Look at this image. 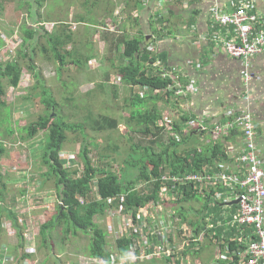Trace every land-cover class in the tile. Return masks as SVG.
Listing matches in <instances>:
<instances>
[{
  "label": "rangeland",
  "instance_id": "1",
  "mask_svg": "<svg viewBox=\"0 0 264 264\" xmlns=\"http://www.w3.org/2000/svg\"><path fill=\"white\" fill-rule=\"evenodd\" d=\"M27 1L30 3L27 4ZM92 1H94V3L91 5L90 9H83L80 12L93 17L110 6V0ZM70 4H73L74 11L72 10V12L68 9ZM77 6L75 0H69V3H66V0H51L49 4L45 0L40 9H38L39 4L37 0H5L4 4H2L3 9L0 11V39L2 41L4 40L5 43L3 42L4 46L0 48V61L5 62L19 59L20 62L26 66L28 59H30L33 65L36 66L35 71L23 70L16 90L13 88H7L6 100L8 101L9 107L0 110V119L3 118V121L0 123V141L6 144V149L8 151L7 156L4 159L5 162L2 164L3 169H1L0 172L2 173V179H7V184L8 181L10 182L9 185H6V194L4 197L5 199L3 200L6 209L9 208L10 205H13L8 199L10 196H12V198L14 197L13 199L15 201V197L19 198L22 194H25L26 196L32 195L30 197L31 207H34L41 204L40 197L43 198L44 196H47L48 198L56 195L53 183L51 181L45 182L43 180V178H46L44 175L47 173V168L41 162V152L44 150L43 143H45L46 140V133L40 132L35 138L28 140L24 138L25 133L21 131L24 126L35 122L38 116L44 114V108L40 102L41 92L43 90L45 91V95L50 93L51 97L56 101L58 108L54 113L61 115L68 123L80 124V128H85V138L82 136L81 131L67 132V141L61 151V158H63L64 155L65 157L68 155L71 156L72 161L76 160V163H79V149L83 143H87L89 145V156L92 161L98 163V154L104 155V157H107L106 162L108 166L112 168L115 173H119L123 180H130L135 177L137 170L128 167L126 163H132L134 161H137L138 163L139 159L137 158L141 157L140 153H133V146L135 144H145L142 143L143 140H148L152 137L151 135L142 136L140 133L129 130L128 125H126L129 113L132 110L129 99L132 96L130 95V89L119 86L117 87V90H114L109 88L110 85H106L104 89L96 90V78L101 71L92 72L89 71L88 67H82L77 70L71 68L72 64L79 66L83 62V55H86L84 56L85 58L96 53L99 60L103 58V62L98 60L99 66L94 62H90L89 68L91 70H96L101 64L103 65L101 68L106 69V66L108 65L104 58L106 55V48L101 44V40L95 38L96 41L93 42L91 38L93 33H90V30L86 27H80L76 32H71V36L75 40L74 42H71L72 44L66 45V48H63L62 46L58 47L59 39L57 35L52 38L51 41L48 40V35L46 33L52 34L56 30H62L64 28L63 26L61 27V25H55L54 23L48 22V19L66 21L68 15L78 12V10H76ZM37 13L44 18L41 19V21L46 22L44 24H48L49 26H40L37 23L32 22L34 19H31L30 14L35 16L36 19L38 18L36 16ZM51 24H54L53 28ZM24 25L35 30L36 36L33 40L24 42V34L21 29ZM74 29L75 27L72 28V31ZM101 29L105 31L106 28ZM110 29L113 28L109 27L107 28V31ZM20 53L26 54V59H22ZM57 53L62 56L60 63L55 57ZM34 72L38 73L37 76L39 77L40 82L37 89H32L36 84L33 76ZM114 83L115 80L113 79V84ZM28 93L31 94L29 95V98H24ZM134 93L138 94L139 90H133V94ZM159 97L163 96L160 95ZM167 103L168 104L166 105L164 99L157 108L160 109L162 114L164 113L162 115V120L169 116L172 121L171 131L168 130L170 133L165 131L158 132L157 140H155V142L158 141V143L153 147L157 151L161 150L159 147L160 145L169 146V142L172 139L177 142L178 145L182 144L181 139L173 138L174 136L171 134L173 120L175 119L174 115L177 116V113L174 112L175 110H171V108H175L173 106L175 105V100H169ZM179 113L181 114L180 111ZM111 119L117 121L118 125L116 128H110L107 123H104L103 121ZM178 120L181 121V119ZM161 122H159V126H161ZM169 123L170 121H167V126ZM131 126L135 129L133 124H131ZM8 127L13 129V132L15 133L14 135H6ZM171 136L172 139L170 138ZM114 147H117V149L114 150ZM175 151L181 152L179 151V147H176ZM12 168H15L13 169V174L9 173ZM4 169H8V171H5ZM37 186H39V188H36ZM23 189H25V193L22 192ZM196 198L195 201H190L184 205V210H187V218L191 222L196 220V217H194L195 213H199V211L202 210V205L213 204V202L208 201L207 198L199 196H196ZM26 200L27 199H24V201ZM20 204L21 201L19 202V205ZM167 206L175 207L179 210V206L174 203L167 204ZM24 207L28 208L29 206L24 205ZM24 207L22 205V209H15L14 212L16 213L15 215L18 225L20 226L19 228L21 229L22 236L25 240L24 243H31L36 250L35 255H30L31 260L29 261L30 263L27 262V264H105L86 258L88 257L86 256L88 241L84 236H81L80 231H78L79 229L76 230L78 232L75 234L71 232L73 234V236H71L69 233L64 234V232L60 235L61 233H59V230L54 228L49 233L50 236L48 235L47 237L50 247H54V250L53 252H50L49 248V251H46V247L41 245H44V240L42 241L38 232L39 228L45 223V220L48 222L50 217L29 216V219H26L23 223L24 213L32 212L30 209L25 211ZM171 210L174 211V217L177 213L173 208H171ZM130 213L131 212H129V214ZM127 218V215L124 214L125 221ZM2 220V223H0V228L2 230L1 234H4L7 240L8 238H13V235H9L10 237L7 236L10 233H14V225L12 221L5 223V219ZM172 220L175 221L170 228L174 238L172 245L169 246L168 244H165L164 248H159V244L157 243L154 250L142 247L139 252V257H147L154 252L158 255H155L153 257L154 259L150 261L146 258L134 261L139 264H172L179 259V256H175L173 260L167 262L164 258H161L165 255L160 254L166 252V255H168V253L171 254L173 251L176 255V252L181 251L183 248L182 242L175 238L177 230H180L181 227L191 230L194 226L190 228L177 217L170 218L168 221L169 224ZM94 221L100 227L106 229V231L107 228L111 226L112 232H116L113 230L112 224L114 223V220L110 215H105L102 218L96 217ZM5 225H8L10 228V233L6 232ZM120 226L121 224L117 223L115 229L118 230ZM198 229H203V226L200 223ZM61 236L63 237V240H61ZM107 242V249H112L114 243L112 236H109V234L107 236ZM200 242L198 243V246H196L198 249L202 243ZM5 244H7L5 246H8L7 242ZM210 244L212 246L211 249H214L216 256L219 251V246L214 241H211ZM188 248L194 247L189 246ZM65 249L69 251L65 252ZM114 250L115 251L112 250L113 253H117L115 248ZM151 251L152 253H150ZM49 252L50 256L55 257V259L51 257L48 259V263H46V261L42 259L45 255L47 256ZM195 255L199 258H197L198 260L196 261L200 264L210 262V252L207 250H198ZM16 256H18V252ZM188 258H190V256H188ZM188 258L183 259L182 264H195V262L190 261ZM20 261L19 264H24V260ZM126 262L127 261H124V259L121 258L118 264H126Z\"/></svg>",
  "mask_w": 264,
  "mask_h": 264
},
{
  "label": "crops",
  "instance_id": "2",
  "mask_svg": "<svg viewBox=\"0 0 264 264\" xmlns=\"http://www.w3.org/2000/svg\"><path fill=\"white\" fill-rule=\"evenodd\" d=\"M75 1L78 5L76 9L78 12L68 15L66 21L48 19V22L64 27V30H56L53 32L51 37L54 38L57 35L58 39L61 40L64 36L69 35L72 40L67 39V41L68 44H72L71 42H74L75 39L71 36V32H76L80 27H86L90 30V33H93L91 35L93 42H95L96 39L101 40V44L106 48V50L104 48L106 54L104 58L108 64L106 69L101 68L103 67L101 64L96 70H91L89 68L90 62H94L99 66V58H97L96 53L85 58L84 56L86 55H83V62L79 66L72 64L71 67L76 70L82 67H88L89 71L92 72L101 71L96 78V90L104 89L106 85H110L109 88L114 90L122 86L130 89L131 98L136 94H133V90L138 91L137 87L130 88L122 84V80L119 77L118 69L127 65L129 60L122 57V46H118L119 43L117 40H119L121 36H127L128 38L142 36L144 38V45L146 47L149 46L148 50L150 56L154 57L155 61L153 67L158 64L164 68L179 71V74L182 76V81L188 82L190 86L195 89V92L192 94L175 100V105H173L175 108H171V110H175L174 112L177 113L178 116L174 115L175 119L173 123L175 122L177 125L181 124V132H183V134L180 135L172 131L171 134L174 136L173 138L182 140L183 137L190 135L189 139L178 145L179 151L185 153L193 147L200 149L202 146L210 143L213 145L220 143L222 146L221 151L224 154V156L221 157L222 159H214L211 163L203 165L200 170L204 167H208L209 171H214L216 166L226 170V146L231 145L238 147L241 142L240 133L234 131L229 137L218 138V140L214 141L206 132H198L196 129L188 127L185 124L188 122H195L203 124L206 128L211 129L213 126L223 124L235 116L248 113L257 126L256 150L264 166V51L250 59L251 65L249 73L252 79L248 83V86H245L242 63L239 60L229 57L223 51V48L213 41L217 35H226L227 37V30L214 27L209 23V16L212 8L218 6L222 12L230 13L243 3L251 12L256 13L260 17L261 23L259 27L264 28V0H110L109 8L107 7V9L97 13L93 17L91 15H85L80 11L83 9H90L94 1ZM46 2L49 4L51 0H46ZM66 3H69V0H66ZM68 9L72 12L73 4H70ZM41 19L44 18L41 16ZM54 24H51L52 28ZM73 27H75V29L72 31ZM109 27L113 29L107 31ZM101 28L106 29L104 31ZM228 30L231 31L230 29ZM102 59L99 61L103 62ZM113 79L115 80L114 84ZM162 94H157V96H163ZM164 99L168 102L172 100L171 98L168 100L166 97H164ZM163 100L156 102V106L158 107ZM167 101L166 105L168 104ZM157 110L161 115L164 114L160 112V109L157 108ZM181 116H187L188 119L181 123L178 120ZM159 122H161V119H158L156 123L157 126L163 128L162 131L170 133L169 131H171V129L168 131L167 127L164 125L160 124L161 126H159ZM1 167L3 169V165H1ZM5 171H8V169ZM12 171L13 169L10 172L12 173ZM5 183L9 185L10 182L8 181V184L7 182ZM36 188H39V186ZM24 197H26L25 194L20 195L19 198L15 197L16 200L14 201V197L12 198V196H10L8 199L13 205H10L9 209L17 210L22 209V205L23 207L24 205H31V200L24 201ZM20 201L21 204L19 205ZM57 201L56 195L48 198L44 196L43 198L40 197L41 204L34 207H24L25 211L30 209L32 212L24 213L23 223L26 219H29V216L50 217L49 219H53L55 217L56 206L58 205ZM201 209L205 210L203 214L198 212L195 213L194 217H196V220L192 221V226H194L196 222H201L203 226L204 218L212 212L217 213L219 217H221L224 210L230 213V208L226 207L224 209L220 202L212 205L204 204ZM231 211L233 212L234 209L232 208ZM4 216L2 212L0 215V223H2V219H5V223L10 221ZM161 221L168 222L169 220L163 217ZM183 223L187 224L190 228L192 227L188 222ZM196 228L193 227V229H191L192 234H197L201 230L198 228V230H195ZM1 233L2 230L0 228V247L2 245L7 247V253L9 252V256L13 259L14 264H19V262H21L20 260H24V262H29L31 260L30 255L32 254H30L29 257L22 258V250L19 247L20 242L16 237L15 230L12 234L13 238H8V240L6 236ZM234 234H231V231L227 230L226 235H224L223 230L218 229L215 238L217 241H220L223 236L230 239L234 237ZM7 236L10 237L9 235ZM180 236L181 233L177 230L175 238L183 244ZM173 241L174 238L171 230V233H169L168 245H172ZM6 242L8 246H5L7 245L5 244ZM113 243V245H115L116 242L114 241ZM42 246L46 247V251H49V248L50 252L54 250V247L51 248L48 241L44 242ZM201 246L199 249L196 247H183L181 251L176 252V255L179 256V262L182 264V260L190 256V258H188L190 261L195 262V264H200L196 261L199 258L195 253L198 250H207L210 252V262L201 264H220V261L215 259L214 249L212 248V252V246L208 238L204 239ZM64 251L68 252L69 250L65 249ZM17 252L18 256H16ZM50 252L42 259L45 260L46 263H48V259L51 257L55 259V257L50 256ZM1 257L2 252H0V259Z\"/></svg>",
  "mask_w": 264,
  "mask_h": 264
},
{
  "label": "trees",
  "instance_id": "3",
  "mask_svg": "<svg viewBox=\"0 0 264 264\" xmlns=\"http://www.w3.org/2000/svg\"><path fill=\"white\" fill-rule=\"evenodd\" d=\"M4 1L5 0H0V11L3 9L2 4H4ZM37 2L39 4L38 8L40 9L45 0H37ZM26 3L28 4L30 2L27 1ZM36 16L38 18L35 19V16L30 14L31 19H34L32 22L37 24L42 23L41 15L37 13ZM21 29L24 34V42L31 41L36 36L35 30L32 28L24 25ZM46 34L48 35V40L51 41L52 34ZM67 39L72 40L69 35L58 40V47L62 46L66 48V45H68ZM117 41L119 43L118 46H122V57L129 60L127 65L118 69L122 84L130 88L137 87L140 91L145 88L147 91L145 97L134 94L132 98H129L132 109L126 121L129 130L140 133L142 136H152L148 140H143L142 143L145 144H135L132 148L134 154L140 153L141 156L137 158L139 159L138 163L134 161L136 159H134L132 163H126L128 167L137 170V174L133 179L123 180L119 173H115L114 170L108 166L106 162L107 157H104V155L98 154V163L92 161L89 156V145L87 143H83L79 149V163H76V160L72 161V159H61V151L67 141V132L81 131L82 136L85 138V128H80V124L68 123L61 115L54 113L58 108L56 101L51 97L50 93L47 94L46 92L47 95H45L44 90L41 92L40 97V102L44 108V114L38 116L35 122L27 124L21 130L25 133L24 138L28 140L35 138L40 132L46 133V140L45 143H43L44 150L41 152V162L47 168V173L44 175L46 178H43V180L53 183V187L56 190V198L61 203L56 206L55 217L39 228V236L42 238V241H48L47 237L54 228L59 230V233H61L60 235L64 232V234L69 233L73 236L71 232L75 234L80 231L81 236H84L88 241L86 253L88 257L86 258L105 264H118L121 258L126 256L130 241L126 236H121L117 240L112 236L113 242L115 241L116 243L112 249L108 250L107 236L108 234L109 236L112 235V227L109 226L106 231V229L96 224L94 221L96 217L102 218L105 215H110L114 220L112 224L113 230L117 231L115 228L117 227V223H120V217L116 214L115 216L111 214L113 209L122 207V212L127 216L128 212H132V218L134 219L139 208L148 205L150 202L155 204L161 203L159 199L160 171L164 172L167 170L172 174L194 173L199 171L203 165L224 156L221 151L222 146L220 143L214 145L210 143L202 146L200 149L193 147L185 153H178L175 151L178 144L172 137H170L172 140L169 142V146L160 145V151L153 148L158 143V141L155 142L158 132H162L163 130V128L158 127L156 124L158 119L162 117L157 110L156 102L162 100L163 97H158V93L156 95L152 94V91L158 90L161 94L163 92L162 95L168 99L172 93L167 91V87L171 81L160 77L157 68L153 67L155 61L154 57L150 56L148 50L149 46L146 47L144 45V38L142 36L133 38L121 36ZM3 46L4 43L0 39V48ZM20 56L22 59H26V54L20 53ZM55 57L60 63L62 56L57 53ZM21 64L22 62H20L19 59L5 62L0 61V110L9 107L8 101L6 100V90L7 88L16 89L18 87L23 70H36V66L33 65L30 59H28L26 66ZM37 74V72L33 73L36 84L32 89H37L39 86L40 82ZM182 83L186 84L185 81H182ZM30 93L24 96V98H29V95H31ZM149 104H151V107L147 106ZM180 119L182 123L188 118L187 116H181ZM2 121L3 118L0 119V123ZM103 121L107 123L110 128H116L118 125L117 121L114 119ZM131 124H133L135 129H133ZM172 131L180 135L183 134V132H181V124L177 125L175 122L173 123ZM14 134L13 129L8 127L6 135L12 136ZM189 138L190 135L183 137L181 143H184ZM113 149L115 150L117 147ZM7 153L6 144L0 141V170L2 169L1 165L5 162L4 159ZM65 164H69V166ZM11 174H13V171ZM5 182H7V179L3 180L0 172V215L3 212L5 215L4 217L12 221L16 237L20 241L19 247L22 250V258H26L29 257V255L27 256L24 253L25 241L21 229L19 228L20 226L18 225L16 213L14 210H10L9 208L6 209V205L3 203L6 194ZM137 184L143 185L139 191L133 190ZM183 189L185 190V188ZM188 191L189 190L183 191L184 196L182 199L176 200L175 203L172 202L179 206V210L175 207L171 208L176 211V216L179 217L182 222H188L190 226H192V222L187 218V210H184V205L190 201H195L197 198ZM22 192L25 193V189H23ZM96 196H99L101 199L97 200L95 198ZM120 196H122V199ZM79 198H82L84 203H80ZM108 198L114 199L110 206L107 204ZM108 208L110 212L106 213ZM204 210L205 209L199 211V213L203 214ZM199 223L196 222L194 227L198 228ZM77 229L79 230L76 231ZM230 231L231 234H234L237 230L231 228ZM62 238L61 236V240H63ZM244 244L245 242L242 243L241 250L245 249ZM228 245L233 247L235 242H228ZM114 248L117 250V253H113V251H115ZM175 256L177 255H173L171 260H173ZM165 260L167 262L171 261L169 258ZM126 264L139 263H129L127 261ZM172 264H180L179 259Z\"/></svg>",
  "mask_w": 264,
  "mask_h": 264
},
{
  "label": "built area",
  "instance_id": "4",
  "mask_svg": "<svg viewBox=\"0 0 264 264\" xmlns=\"http://www.w3.org/2000/svg\"><path fill=\"white\" fill-rule=\"evenodd\" d=\"M209 23L214 27L227 30V37L226 35H217L213 41L220 45L229 57L242 63L244 85L248 86L252 79L249 73L250 59L264 51V28L259 27L260 17L241 3L236 10L230 13L222 12L218 6L212 8ZM38 25L49 26L44 23ZM3 42L5 43L4 40ZM154 67L157 68L160 77L171 81L167 91L172 92L169 97L172 100L186 97L195 92V89L188 82L186 84L182 83V76L179 71L164 68L158 64ZM159 92L158 90L153 91L155 94ZM139 93L140 97L147 95L145 88L142 91L139 90ZM167 121H170L168 126ZM161 124L170 130L172 121L167 116ZM185 125L196 129L198 132H206L214 141L218 138L229 137L231 133L236 131L240 133L241 142L238 147L226 146V170L216 166L214 171H209L208 167H204L194 173L172 174L167 170L160 171L159 199L161 203L150 202L148 205L139 208L134 219L132 218V212L130 214L128 212L129 216L125 221L122 207L112 208L111 214L120 217L121 226L111 236L116 240L121 236H126L130 241L127 254L122 259L134 263L136 262L134 260L145 258L150 261L154 259L155 255H158L151 251L152 254H149V256L139 257V252L142 247L154 250L157 243L159 248H164L165 244L169 243L170 228L175 221L172 220L169 224V222L161 221V219L166 217L169 220L177 217L176 214L173 217L174 211L167 204L182 199L184 196L183 191L189 190L188 192L192 195L207 198L213 204L220 202L224 209L226 207L230 208V213L224 210L221 217H219L217 213L212 212L204 218L203 229L197 234H192L191 230L181 227L178 231L181 233L182 247H196L201 240L203 242L204 239L208 238L210 243L214 241L219 246L215 259L220 261V264H264V166L256 150L257 126L253 118L250 114L243 113L223 124L215 125L211 129L195 122H188ZM61 159L69 160L72 158L64 155ZM65 165L69 166V164ZM142 186V184L136 185L133 190L139 191ZM30 196L24 198L29 200ZM95 198L97 200L101 199L99 196ZM113 200L108 198L107 204L110 206ZM79 201L84 203L82 198H79ZM234 201H237V204H232ZM57 202L61 204L59 201ZM232 208L234 209L233 212L231 211ZM109 212L110 209L108 208L106 213ZM177 218L180 220L179 217ZM200 224L202 225L201 222ZM231 228L237 230L234 234L235 238L227 239L223 236L220 241H217L215 236H217L218 229H222L224 235H226V231ZM5 230L10 233L8 225H5ZM231 241L235 242L233 247L228 245V242ZM244 242L245 249L241 250V245ZM26 243H24V245L26 244L24 253L27 255L34 254L36 250L33 245ZM0 252H2L0 264H14L13 259L7 253V247L2 246ZM169 254L166 255V252H162L160 255H165L161 258L171 260L174 252L172 251ZM24 264H27V262H24Z\"/></svg>",
  "mask_w": 264,
  "mask_h": 264
},
{
  "label": "water",
  "instance_id": "5",
  "mask_svg": "<svg viewBox=\"0 0 264 264\" xmlns=\"http://www.w3.org/2000/svg\"><path fill=\"white\" fill-rule=\"evenodd\" d=\"M232 204H237V201L232 202Z\"/></svg>",
  "mask_w": 264,
  "mask_h": 264
},
{
  "label": "clouds",
  "instance_id": "6",
  "mask_svg": "<svg viewBox=\"0 0 264 264\" xmlns=\"http://www.w3.org/2000/svg\"><path fill=\"white\" fill-rule=\"evenodd\" d=\"M20 82V81H19ZM17 89V88H16ZM16 89H14V90H16Z\"/></svg>",
  "mask_w": 264,
  "mask_h": 264
}]
</instances>
